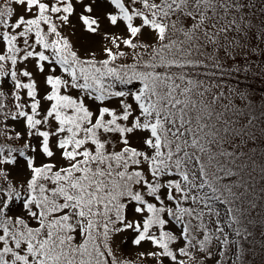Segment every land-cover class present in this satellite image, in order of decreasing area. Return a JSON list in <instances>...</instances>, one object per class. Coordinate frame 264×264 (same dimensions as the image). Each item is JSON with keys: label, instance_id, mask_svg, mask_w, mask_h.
<instances>
[{"label": "snow or ice", "instance_id": "6c2138e0", "mask_svg": "<svg viewBox=\"0 0 264 264\" xmlns=\"http://www.w3.org/2000/svg\"><path fill=\"white\" fill-rule=\"evenodd\" d=\"M264 0H0V264H264Z\"/></svg>", "mask_w": 264, "mask_h": 264}, {"label": "trees", "instance_id": "16d2710c", "mask_svg": "<svg viewBox=\"0 0 264 264\" xmlns=\"http://www.w3.org/2000/svg\"><path fill=\"white\" fill-rule=\"evenodd\" d=\"M257 90V92L264 91V83H261L259 79L250 82Z\"/></svg>", "mask_w": 264, "mask_h": 264}]
</instances>
